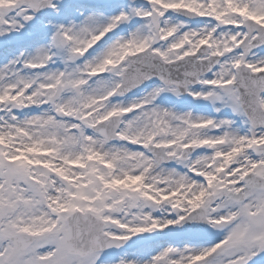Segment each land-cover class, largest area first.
Here are the masks:
<instances>
[{
  "label": "snow or ice",
  "instance_id": "snow-or-ice-1",
  "mask_svg": "<svg viewBox=\"0 0 264 264\" xmlns=\"http://www.w3.org/2000/svg\"><path fill=\"white\" fill-rule=\"evenodd\" d=\"M0 264H264V0H0Z\"/></svg>",
  "mask_w": 264,
  "mask_h": 264
}]
</instances>
